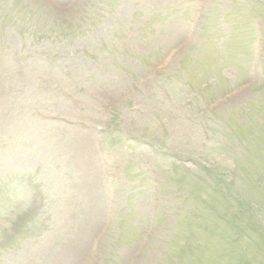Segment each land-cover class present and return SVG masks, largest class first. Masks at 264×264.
I'll list each match as a JSON object with an SVG mask.
<instances>
[{
  "label": "rangeland",
  "instance_id": "obj_1",
  "mask_svg": "<svg viewBox=\"0 0 264 264\" xmlns=\"http://www.w3.org/2000/svg\"><path fill=\"white\" fill-rule=\"evenodd\" d=\"M0 264H264L256 0H0Z\"/></svg>",
  "mask_w": 264,
  "mask_h": 264
},
{
  "label": "trees",
  "instance_id": "obj_2",
  "mask_svg": "<svg viewBox=\"0 0 264 264\" xmlns=\"http://www.w3.org/2000/svg\"><path fill=\"white\" fill-rule=\"evenodd\" d=\"M256 3H257L260 7H262V8L264 9V0H256ZM242 12H243V11H242ZM241 14H242V13H240V15H241ZM244 16H248V17H250V19L252 20V18H253L252 11H247V13H246ZM244 16H242V18H243ZM251 41H252V40H251ZM208 184L210 185V188H212V189H215V186H216V185H219L220 187L226 186V185H220L218 182L213 181V180L210 181ZM210 188H209V189H210ZM235 200H236L238 203H240L241 205L245 202V200L240 199V198H235ZM233 213L238 214L239 211H238V210H237V211H233ZM241 234H242V232L239 233V235H241Z\"/></svg>",
  "mask_w": 264,
  "mask_h": 264
}]
</instances>
